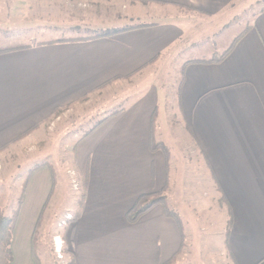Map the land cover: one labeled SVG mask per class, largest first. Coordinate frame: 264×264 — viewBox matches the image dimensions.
Instances as JSON below:
<instances>
[{"label": "crops", "instance_id": "1", "mask_svg": "<svg viewBox=\"0 0 264 264\" xmlns=\"http://www.w3.org/2000/svg\"><path fill=\"white\" fill-rule=\"evenodd\" d=\"M80 1L106 10L90 7L96 16L89 21L80 5L73 12L66 8L78 0H0V156L18 145L33 146L51 118L82 114L95 104L105 107L103 117L73 144L77 169L88 168L85 196L78 215L75 205V218L62 232H52L53 247L63 244L75 264H163L175 256L172 264H187L194 248L184 229L183 244L179 225L162 206L133 224L125 218L139 196L161 191L167 179L168 200L175 179L170 153L167 176L165 154L150 148L151 140L168 148L156 139L160 91L153 83L134 87L186 45L192 27L208 25L195 23L196 17L225 18L240 0ZM134 19L140 23L128 24ZM85 28L115 33L56 36ZM242 32L221 62L206 63L234 38L222 51L183 60L180 67V120L194 160L201 161L199 175L208 177L219 195L223 216L217 221L226 230L231 218L232 259L223 234L222 251L205 244L198 264H264V10ZM114 90L119 94L113 96ZM42 163L47 166L26 176L11 264H35V229L51 217L45 213L58 185L49 161ZM192 205L199 210L200 202Z\"/></svg>", "mask_w": 264, "mask_h": 264}, {"label": "rangeland", "instance_id": "2", "mask_svg": "<svg viewBox=\"0 0 264 264\" xmlns=\"http://www.w3.org/2000/svg\"><path fill=\"white\" fill-rule=\"evenodd\" d=\"M78 2L80 3H67L66 8L73 12L75 7L81 6L83 10L88 11L89 21H95V18L90 17V15H95L91 13L90 7H103V12L106 10L104 9L105 5L93 1L81 2L78 0ZM263 10L264 0H240L228 8L224 15L225 18L206 21V19L196 17L195 23L203 21L204 25L206 23L208 25L192 27H196V30L193 35L192 31L190 32L186 45L184 44L183 47L179 45L178 49L172 53V58L163 59L154 70L152 69L150 73L144 75L142 83L134 87V89L141 88L148 83H153L155 89L160 91L162 120L156 128V139L168 146L175 176L167 200L169 208L177 213L188 242L195 249H192L187 264H198L199 251L205 244H212L216 248L220 246L219 249L222 251L225 226L222 220L217 221L219 214H221L219 218L223 216V210L219 209L218 204L219 195L209 178L199 175L198 168L199 165L201 167V161L200 159L194 160L193 154L195 155V153L188 142V132L178 113L180 67L183 60L208 57L214 51L220 52L225 49L233 38L253 23L255 15ZM139 21L134 19L128 24L133 25L140 23ZM142 21L148 22L151 19L145 18ZM107 31L109 30L100 31V29L85 28L70 33L64 32L65 35H62V32H57L56 36L70 35L87 39ZM49 36L45 35V37ZM132 90L130 89V91ZM112 94L116 96L119 93L114 90ZM105 109V107L95 104V107L82 110V114H70L60 120L51 118L41 132L43 136L38 141H33V146L18 145L14 151L5 150L6 153L0 156V208L5 216H10L20 200H25L23 188H25L28 179L26 177L28 170L43 161H49V169L56 176L58 185L55 190L56 194L52 199L50 211L45 213L46 216L50 213L51 217L46 221L43 217L42 221H44L40 220L41 223L39 221L40 225L35 231L34 248L38 264H67L71 260V255L63 247V244L60 243V248L53 247L52 232H62L63 226L68 220L60 221L59 224L56 222L65 213L69 214L65 216H69V221L74 219V206H80L82 199L79 197L85 196L87 171L85 168L77 169L73 144L86 132V127H91L94 120L103 117ZM184 141L188 144L184 145ZM188 165H190L189 171H187ZM194 200L200 202L199 210H193ZM23 201L22 203H24ZM76 202L77 204H75Z\"/></svg>", "mask_w": 264, "mask_h": 264}, {"label": "trees", "instance_id": "3", "mask_svg": "<svg viewBox=\"0 0 264 264\" xmlns=\"http://www.w3.org/2000/svg\"><path fill=\"white\" fill-rule=\"evenodd\" d=\"M145 2V1H144ZM146 3V2H145ZM129 29V28H128ZM115 32L112 31H107L106 33L103 34H99L97 36H92L91 38H100V37H109L112 36ZM244 32H242L240 35H242ZM239 36H237L236 38H234V40L232 41V43L229 45V47L222 52L220 55L213 57L211 60L206 61V63H219L221 62L226 55L229 53V51L231 50L232 46L234 45V43L239 39ZM90 39V38H87ZM182 73V70H181ZM91 132V131H90ZM87 132L85 135H87ZM29 132H26L24 134L27 135ZM20 139V138H19ZM151 150L156 151V150H161L166 157V171H167V176H168V166H169V162H168V158H169V150L166 146H164L162 143L159 142H155L151 140V145H150ZM47 164L46 163H41L38 165H35L29 172H28V176H30L34 171H36L37 169L41 168V167H46ZM87 171V166L84 167ZM168 190V179L166 181L165 186L163 187V189L159 192H152L149 194H144L139 196L135 202L133 203V205L129 208V210L126 212L125 218L126 221L129 224H133L135 223L139 218H141L143 215H145L146 213H148L151 209H153L156 206H162V208L164 209V214L166 217L168 218H172L174 219L177 224L179 225V228L181 230V235H182V242L184 244V235H183V228H182V223L177 215V213H175L174 211H172L171 209H169L168 204H167V198H166V192ZM24 191V190H23ZM79 198H81V202H80V206L77 207V214L78 215L83 200H84V196L81 195ZM23 200H20V203L18 204L17 208L12 211L10 216H5L3 213V210L0 208V264H11L13 257H12V252H11V241H12V235H13V231L15 229V225H16V221H17V217L19 214V210L21 207ZM46 206V204H45ZM75 218V217H74ZM231 227V218L229 216L228 220H227V224H226V230L224 233V245H225V249H226V253H227V257L229 259L231 258V255L229 253L228 250V237H229V230ZM37 229V228H36ZM35 229V231H36ZM33 243L35 244V234L33 236ZM175 257L169 259L168 261L164 262L163 264H172L175 261ZM35 264H38L36 259H35ZM67 264H75L73 257H71V260L67 263Z\"/></svg>", "mask_w": 264, "mask_h": 264}, {"label": "built area", "instance_id": "4", "mask_svg": "<svg viewBox=\"0 0 264 264\" xmlns=\"http://www.w3.org/2000/svg\"><path fill=\"white\" fill-rule=\"evenodd\" d=\"M69 217V216H68ZM66 217V220H69L70 218ZM60 248V247H59Z\"/></svg>", "mask_w": 264, "mask_h": 264}]
</instances>
